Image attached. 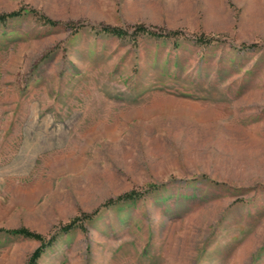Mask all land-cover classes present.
<instances>
[{"label": "rangeland", "instance_id": "rangeland-1", "mask_svg": "<svg viewBox=\"0 0 264 264\" xmlns=\"http://www.w3.org/2000/svg\"><path fill=\"white\" fill-rule=\"evenodd\" d=\"M2 15L0 264H264V0Z\"/></svg>", "mask_w": 264, "mask_h": 264}, {"label": "trees", "instance_id": "trees-1", "mask_svg": "<svg viewBox=\"0 0 264 264\" xmlns=\"http://www.w3.org/2000/svg\"><path fill=\"white\" fill-rule=\"evenodd\" d=\"M15 14H17V12L15 11V12H12V13H10V14H8V15H15ZM3 19H5V17H4V15H2V16H0V21L1 20H3ZM49 22L50 23H56V22H54V21H50L49 20ZM138 31L139 30H146V28H144L143 26H138L137 28H136ZM108 30L111 32V33H114V34H116V35H122L125 31L124 30H122V28H120V27H112V28H108ZM172 33H177V32H172ZM171 33V34H172ZM133 197V193L131 194V192L130 193H126V194H124V195H120V196H117V197H114V198H110L108 201H107V203L108 204H110V203H119V202H123V201H126V200H128V199H130V198H132ZM64 227H68V226H64ZM63 229V228H62ZM27 233H30V232H27ZM31 234V233H30ZM51 243V240H48V241H42V243H41V245L39 246V247H37L35 250H34V253L32 254V261H34L36 258H38L40 255H41V253L44 251V249H45V247H47L49 244Z\"/></svg>", "mask_w": 264, "mask_h": 264}]
</instances>
